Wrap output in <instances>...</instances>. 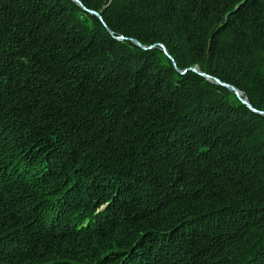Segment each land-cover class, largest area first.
<instances>
[{
  "label": "trees",
  "instance_id": "trees-1",
  "mask_svg": "<svg viewBox=\"0 0 264 264\" xmlns=\"http://www.w3.org/2000/svg\"><path fill=\"white\" fill-rule=\"evenodd\" d=\"M81 1L0 0V264H264V114L182 72L264 112V0Z\"/></svg>",
  "mask_w": 264,
  "mask_h": 264
},
{
  "label": "water",
  "instance_id": "water-1",
  "mask_svg": "<svg viewBox=\"0 0 264 264\" xmlns=\"http://www.w3.org/2000/svg\"><path fill=\"white\" fill-rule=\"evenodd\" d=\"M78 5H80L83 9H85L86 11L92 13V14H95L97 15L101 20H103V17L101 15V13L95 11V10H91V9H88L81 0H74ZM110 32H112V30H109ZM123 38V37H121ZM134 42H136L138 45L142 46L143 48H148L147 46L145 45H142L138 40L136 39H133ZM162 46V49L163 51L173 60L174 64H175V67L180 70L178 68V66L176 65V62L174 60V58L172 57V55L169 53L168 49L166 48V46L164 44H161ZM152 47V46H149V48ZM193 70V71H196L197 73L201 74L202 76H205L207 79L209 80H213L218 83V84H221L223 86H226L228 88H230L231 90H233L236 95L242 100V102H244L245 104H247L248 107H250L253 111L255 112H258V113H261V114H264L263 111H260L258 109H256L252 104L251 102L248 100V98L246 96H243V92L241 90H239L236 86L232 85V84H229V83H226V82H223L221 81L219 78H216V77H212L211 75L205 73L204 71L200 70L197 66L195 67H190V68H187L185 70H182L183 73H185L187 70Z\"/></svg>",
  "mask_w": 264,
  "mask_h": 264
},
{
  "label": "rangeland",
  "instance_id": "rangeland-1",
  "mask_svg": "<svg viewBox=\"0 0 264 264\" xmlns=\"http://www.w3.org/2000/svg\"><path fill=\"white\" fill-rule=\"evenodd\" d=\"M195 67V66H194ZM198 67V66H197ZM199 68V67H198Z\"/></svg>",
  "mask_w": 264,
  "mask_h": 264
}]
</instances>
